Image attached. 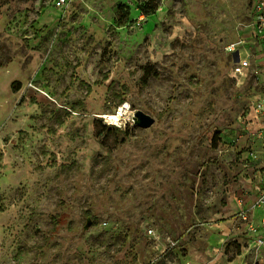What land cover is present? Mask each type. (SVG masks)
Here are the masks:
<instances>
[{"label": "rangeland", "instance_id": "374dc122", "mask_svg": "<svg viewBox=\"0 0 264 264\" xmlns=\"http://www.w3.org/2000/svg\"><path fill=\"white\" fill-rule=\"evenodd\" d=\"M148 1L0 0V264H264L253 0Z\"/></svg>", "mask_w": 264, "mask_h": 264}, {"label": "built area", "instance_id": "2783aa9c", "mask_svg": "<svg viewBox=\"0 0 264 264\" xmlns=\"http://www.w3.org/2000/svg\"><path fill=\"white\" fill-rule=\"evenodd\" d=\"M64 2L65 0H58L57 3L58 5H61ZM252 26L258 45H260L261 49L264 51V0H253ZM234 65L236 73H241L250 66V62L248 59L240 58L238 62H234ZM119 111L120 109L118 112ZM104 120L109 124L115 123L106 115L104 116ZM254 207H260L264 210V182L262 183L261 193ZM242 219L248 220L249 222V245L251 247H264V232L261 231L262 228L264 229V219L261 221V225H256L253 221H251L247 213L243 214Z\"/></svg>", "mask_w": 264, "mask_h": 264}, {"label": "trees", "instance_id": "16d2710c", "mask_svg": "<svg viewBox=\"0 0 264 264\" xmlns=\"http://www.w3.org/2000/svg\"><path fill=\"white\" fill-rule=\"evenodd\" d=\"M160 0H149L142 8V12L145 15H150V14H154L156 12V10L158 9V7L160 6ZM152 75H158L154 69L152 67L146 66L145 70H144V80L145 82H148V80L150 79V77ZM19 85L20 83L18 81H15L13 83V86L15 85ZM102 128H108L109 125L107 124H101ZM240 254V252H239Z\"/></svg>", "mask_w": 264, "mask_h": 264}, {"label": "water", "instance_id": "95a60500", "mask_svg": "<svg viewBox=\"0 0 264 264\" xmlns=\"http://www.w3.org/2000/svg\"><path fill=\"white\" fill-rule=\"evenodd\" d=\"M135 122L142 128H149L155 123V118L143 111H138L135 115Z\"/></svg>", "mask_w": 264, "mask_h": 264}, {"label": "bare ground", "instance_id": "6f19581e", "mask_svg": "<svg viewBox=\"0 0 264 264\" xmlns=\"http://www.w3.org/2000/svg\"><path fill=\"white\" fill-rule=\"evenodd\" d=\"M127 108H129V104L125 105V106H121L120 108V111H116L115 113L113 114H110L111 116L109 115H106L108 118H110L112 121L114 122H118L120 120H122L123 116L125 114H127Z\"/></svg>", "mask_w": 264, "mask_h": 264}, {"label": "crops", "instance_id": "0c3cea01", "mask_svg": "<svg viewBox=\"0 0 264 264\" xmlns=\"http://www.w3.org/2000/svg\"><path fill=\"white\" fill-rule=\"evenodd\" d=\"M264 182V178H262V180H261V186H260V190L262 189V183ZM254 202V201H253ZM250 205V204H249ZM248 205V206H249ZM254 207V206H253ZM246 208H248V207H246ZM254 208H257L256 210H257V212H254V215H256V216H262L263 215V213H264V210L262 209V208H260V207H254ZM255 210V211H256ZM258 210H260V211H258ZM253 215V214H252ZM255 217V216H254ZM257 218V219H256ZM254 220H252L251 219V221H253L256 225H261V221L264 219V217L263 218H258V217H256ZM237 220V219H236ZM261 231L262 232H264V229L262 228L261 229Z\"/></svg>", "mask_w": 264, "mask_h": 264}]
</instances>
